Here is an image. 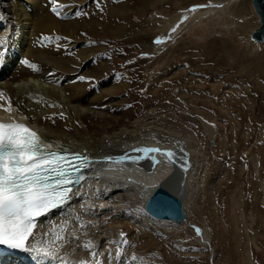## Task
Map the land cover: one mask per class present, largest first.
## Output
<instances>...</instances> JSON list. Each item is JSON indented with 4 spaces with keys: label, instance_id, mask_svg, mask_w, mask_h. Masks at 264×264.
<instances>
[{
    "label": "rangeland",
    "instance_id": "374dc122",
    "mask_svg": "<svg viewBox=\"0 0 264 264\" xmlns=\"http://www.w3.org/2000/svg\"><path fill=\"white\" fill-rule=\"evenodd\" d=\"M108 1L113 0H76L65 5L61 13L77 12L78 19L84 22L93 11L104 13ZM121 1L125 4L122 17L104 25L106 28L102 24L96 28L103 34L86 33L81 29V40L66 45L75 54L82 47L91 50V66L101 63L108 67L104 74L94 70L95 75L90 77L94 80L82 97L84 94L87 97L107 94L109 98L124 100L123 109L129 116L126 120L132 127L139 124L144 133L152 131L162 142L165 139L177 142L170 149L175 147L176 168L180 166L181 171L194 170L192 165L184 167L187 156L178 147L186 144L181 134L189 135L202 150L204 168L199 179L195 180L198 184L194 188L192 184L180 189L190 193L187 199L189 220L181 226L172 223L142 225L152 232L154 245L151 246L132 241L122 227L129 245H134L128 254L145 258L143 264H250V257L254 264H264V74L253 68L252 75H248L246 66H253L255 60L260 59V52L252 51L248 39L261 45L264 42L252 38L253 31L260 25L252 0ZM4 4L9 6L7 2ZM197 4H207L208 7L198 9L202 19L193 24L191 12L186 9ZM210 9L216 11L214 15L207 13ZM5 14L7 18L0 13V39L8 42L4 59L10 53L9 38L13 36L11 30L14 26L12 14L7 10ZM184 16L190 17L184 21ZM6 21L12 24V29L3 27ZM177 25V32L171 33ZM170 33L171 39L165 43H153L157 37L165 38ZM12 41L13 37L10 43ZM142 53H148V56H142ZM22 56L19 58H26ZM4 59L0 71L5 65ZM78 74H70L68 78L73 75L74 78H69L73 81ZM65 77L57 83L62 101L67 100L61 88ZM114 80L119 84L117 94L112 93L115 88L110 86ZM36 81L40 94L44 95L45 86L49 85L47 80L43 83L42 79ZM3 93L10 97L7 92ZM71 105H58L59 113L63 112V117L69 120L76 115L74 112L72 115ZM11 116L22 117L15 105L11 112L3 114V117ZM205 122L214 125L212 133L206 130ZM74 125L80 131H87L81 121ZM80 150L87 151L83 146ZM181 177L180 174L178 181ZM186 181L187 184L194 182L189 175H186ZM124 193L116 191L111 198L110 194L104 198L108 204L100 206L103 209L99 214L111 218L107 224L105 220L99 221L101 216L99 219L91 216V222L109 227L118 217H124L131 223H140L136 218L137 205L125 207L121 203ZM81 203L86 204L81 199L72 210L81 209ZM116 203L123 208L113 209ZM196 228L201 232L208 230L212 248L200 242ZM100 232L96 228L94 233L98 235Z\"/></svg>",
    "mask_w": 264,
    "mask_h": 264
},
{
    "label": "bare ground",
    "instance_id": "6f19581e",
    "mask_svg": "<svg viewBox=\"0 0 264 264\" xmlns=\"http://www.w3.org/2000/svg\"><path fill=\"white\" fill-rule=\"evenodd\" d=\"M25 1L27 2L26 5L28 8L24 3ZM69 1L70 2L60 0V2H58L63 5H70L76 0ZM5 2L9 3L8 7L5 6V11L7 10L11 13L13 18L14 26L13 29L11 28V31L13 32L12 37L14 41L10 43L12 37L9 38V46L11 47L10 53L5 57V65L0 71V88L2 92H7V94H9L13 106H17L19 115L23 117L24 114H27V117H35V119H28V122L38 128L39 133L46 138L47 142L57 146H70L78 150L83 146L87 149L85 152H87V154L91 153L93 156L91 164L93 165L92 173L95 176H92L82 184L80 189L82 195H78L79 198L76 199V196V200H72L71 208L68 209V211L72 216H83L84 221L91 220V216L95 219L101 216V219L98 218L99 221L101 220V223L104 220L110 221L111 218L105 215V213L103 214L105 216L102 217V215L99 214V210L101 208L103 209V207L100 208V206H104L108 202V200L107 202L104 200V198H107V194H110L111 198L112 194H115L116 191H125L120 198L121 203H123L125 207H127L128 204L137 205L138 207V216L135 217L139 219L140 223H131L125 220L124 217H118L115 220L116 222L113 223V226L109 225V227H107L97 225L95 228H88V233L91 236L89 237H94V241L98 242L101 249H103L106 239L118 238L117 231H121L123 227V229L125 228V230L128 231L129 238L132 241L151 246L154 243L152 241V232L142 228V225L172 223L176 226H181L185 221H188L190 213L188 212L187 199L190 193L186 194L184 189L181 191L180 189L184 185L188 187L192 184V188H194V186L198 184V181L195 182V180L199 179L198 176L203 172L202 150L199 148L198 144L192 137H189V135L181 134L186 144L183 142L185 145H179L178 147L183 149V153L187 156L188 165H192L194 169H190L189 171H186V169L181 171V168H178L180 166L176 168V162L178 161L175 160L176 157H174L173 162H168L166 157L157 155L156 160H158L159 163H156L151 156L144 158L143 154L132 151L136 147L138 148V146L161 147L162 149L171 150L170 148H172L173 145L175 146L177 142L175 143L173 139H165L166 141L162 142L152 131H146L144 133L142 127L138 126L139 124L132 127L133 125L131 126L128 120H126L129 116L128 113L125 112L126 109L125 111L123 109L125 106L124 100L109 98L107 94L98 96L92 94V96L88 97L84 94L82 97L86 88L91 85L94 78L91 81L81 82L77 80V77L80 75L91 77L95 75L94 70H98V72H96L98 74H104L108 67L101 63L98 66H91L93 63L90 60L91 58H89L91 50L87 49L86 51L85 48L82 47L79 53L75 54L72 49L66 46L67 44H72L73 42L81 40L79 38V36L82 35L79 34L81 29V31L84 30L86 33L96 32L97 35L103 34V32H99L96 28L101 24L103 26H108L113 19L122 17V9L124 8L123 5H125L123 4L124 1H108L103 10L104 13H95L93 11L89 18H84V22L78 19V16H76L77 12H64L58 17L51 11V0H4V3ZM20 9L22 10L21 13L18 12ZM214 12L216 11L210 9L207 13H212V15H214ZM199 13V10L191 12L193 24H197L201 21L202 15H199ZM208 15L210 16V14ZM189 17L190 16H188V18ZM103 28L106 27L104 26ZM45 35L52 37L60 36L62 39L60 41L53 39L51 42L43 41L42 36ZM248 43L253 46L252 51L254 53H257V51L260 52L258 55L260 59L258 62L255 60L256 62H254L255 64L253 63V66L252 64L246 65L247 74L252 75L251 72L253 68L264 74V45L258 44L250 39H248ZM222 47H224V45ZM21 55H23L22 57L26 56L25 59L31 60L29 64L36 65V68L33 69L27 64H24L23 61H25V59L19 58ZM14 64H17V67H15ZM70 74L78 75L75 80L71 81L69 78L74 77H72V75L68 78ZM64 76L66 77L63 80L64 84L61 88L65 91L67 100L65 99V101H62L63 98L60 96L57 83L60 79H63ZM37 79H42V83L44 80H47L46 82L49 84L47 87L45 86V91H43L44 95L39 92L40 88L37 85ZM117 82L118 80L111 82L112 85L110 86L115 88H113V94H117L119 91V88L116 87L119 86ZM120 86L122 85L120 84ZM17 101L22 102V107L17 104ZM77 101L78 104H75ZM65 103L67 105L72 104V107L70 106L72 115L73 112L76 114L73 115L74 117H72V119L70 118L71 120L59 115L60 107L58 105L61 104L64 106ZM0 104H3L4 107L7 108V102L5 100L0 99ZM51 105H55V107H51ZM5 112L7 111L0 109V119L9 117H3ZM14 118H18V116ZM79 121L83 123L87 131H80L79 128H76L74 124L77 122L79 123ZM140 128L141 130L138 131ZM205 128L208 132H213V127L206 122ZM138 132H142L143 134H139ZM170 137L172 138V136ZM181 141L183 140L181 139ZM137 155H140L141 159L134 162L132 159H129V157H135ZM120 157H125V159L121 160ZM190 158H192V164H190ZM149 160H151V162H149ZM175 174L178 176L175 177ZM180 174L182 177L178 181ZM186 175L191 176L194 182L192 183L190 181V184H187ZM160 186L182 198L186 211L185 221L176 224L174 221L168 219H158L144 209L150 195ZM81 199L86 202L87 211L83 209L72 210V207L78 204ZM112 200H115V198ZM117 203L113 209L118 210L123 208ZM58 212L59 210H54L49 217L42 218L41 221H44V225L42 227L38 226L36 232L42 235L43 232L49 231L51 227L59 225L63 217L59 216ZM48 220L54 221V225H49L47 222ZM236 220H234L235 223ZM97 221L98 220H95V223H98ZM96 228L102 231L98 235L94 233ZM103 228L106 229L102 230ZM199 235L201 239L200 242L204 246L212 248V237L208 230H203ZM113 251H115L114 248ZM19 253L26 259L38 261L35 256L32 258V254L28 252L20 250ZM60 255L67 257L69 264H77V261L80 259H86L88 257L87 252L82 250L73 252L70 248L62 249ZM249 259L250 264H254L251 257ZM38 262L41 264L40 261ZM43 264H55V262L44 261Z\"/></svg>",
    "mask_w": 264,
    "mask_h": 264
},
{
    "label": "snow or ice",
    "instance_id": "6c2138e0",
    "mask_svg": "<svg viewBox=\"0 0 264 264\" xmlns=\"http://www.w3.org/2000/svg\"><path fill=\"white\" fill-rule=\"evenodd\" d=\"M64 7L58 0H51V11L58 17ZM206 7L207 4H197L186 11L195 12ZM187 19L188 16L183 17L184 21ZM178 27L179 25L173 27L171 33H176ZM171 33L165 38L157 37L153 43H165L171 39ZM53 39L60 41L62 37L42 36L43 41L51 42ZM6 48L7 41L0 39V63L3 62ZM142 56L147 57L148 53H142ZM23 63L36 68V65L29 64L27 60ZM77 80L84 82L93 78L80 75ZM0 99L7 100V108L0 104V109L11 112L12 100L5 97L3 92H0ZM17 104L22 107V102L17 101ZM59 115L63 117L64 113ZM133 151L143 154L144 158L151 156L156 163H159L157 155L166 157L168 162H173L176 156L174 151L161 147H138ZM129 159L134 162L141 159V156ZM90 167L89 158L80 153L49 151L40 135L26 124L0 122V246L28 252L41 264L44 261L69 264L67 257L60 255L64 248L88 253V257L80 259L77 264H143L145 258L134 253L128 254L129 248L134 245H129L124 231L118 233V238L106 239L105 246L101 249L99 243L90 238L87 232L88 228H95L97 225L91 220L84 221L81 215L72 216L68 211L74 197L82 195L80 189L86 179L84 170ZM80 208L87 211L83 203ZM54 210H59L58 215L63 217L61 223L42 235L34 231L38 226L44 225V221L38 222V218H47ZM47 222L54 225V221ZM107 222L106 220L105 224ZM195 230L200 234L199 228Z\"/></svg>",
    "mask_w": 264,
    "mask_h": 264
},
{
    "label": "water",
    "instance_id": "95a60500",
    "mask_svg": "<svg viewBox=\"0 0 264 264\" xmlns=\"http://www.w3.org/2000/svg\"><path fill=\"white\" fill-rule=\"evenodd\" d=\"M252 5L260 19V25L253 31L252 38L264 42V0H252ZM145 210L158 219H168L176 224L186 220L182 198L161 186L150 195L145 204ZM211 259L213 260V255Z\"/></svg>",
    "mask_w": 264,
    "mask_h": 264
}]
</instances>
